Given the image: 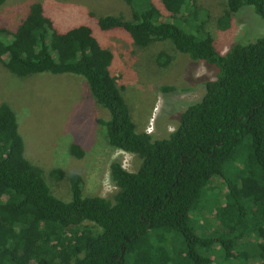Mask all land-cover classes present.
I'll return each mask as SVG.
<instances>
[{
	"label": "trees",
	"instance_id": "obj_1",
	"mask_svg": "<svg viewBox=\"0 0 264 264\" xmlns=\"http://www.w3.org/2000/svg\"><path fill=\"white\" fill-rule=\"evenodd\" d=\"M123 1L133 19L121 12L100 17L102 31L122 30L138 48L170 42L189 60L214 67L216 78L204 81L202 99L179 113L177 129L156 139L137 131L115 54L91 26L60 30L37 2L18 27H0L5 69L20 78L50 73L84 80L110 113L97 121L109 145L142 161L135 173L112 163V199L86 195L82 174L47 172L28 159L15 110L0 104V264H214L200 254L214 246L227 263L264 264V36L222 54L204 21L183 17L199 0H160L165 12L155 0ZM228 6L223 28L246 6L264 19V0H228ZM185 23L194 33L181 28ZM175 60L157 57L165 70ZM177 90L160 87L164 94ZM70 153L85 156L79 143ZM47 180L68 182L70 197L61 198ZM202 212L218 223L208 237Z\"/></svg>",
	"mask_w": 264,
	"mask_h": 264
},
{
	"label": "rangeland",
	"instance_id": "obj_2",
	"mask_svg": "<svg viewBox=\"0 0 264 264\" xmlns=\"http://www.w3.org/2000/svg\"><path fill=\"white\" fill-rule=\"evenodd\" d=\"M37 2L44 5L60 30L89 25L101 44L115 54L114 71L138 132L150 133L156 139L167 137L177 129L179 113L204 96L203 82L216 78L214 67L206 66L203 61L189 60L170 42L138 48L122 30L102 31L97 23L100 17L121 12L133 19L132 8L123 0H6L0 7V27L11 30L18 27L29 7ZM155 3L165 12L160 0ZM228 10V0H199L196 8L187 10L183 17L204 21L205 30L212 35L216 49L222 54L235 44L254 43L264 36V19L254 7L246 6L234 13L226 29L220 25V20ZM192 27L193 24L181 25L187 32L194 33ZM160 53L176 58L168 70L157 63ZM165 84L174 85L178 90L164 94L160 87ZM2 103H8L17 114L28 159L47 172L61 168L69 175L82 174L86 195L114 197L117 190L110 179V168L115 161L121 162L129 172L140 169L142 161L138 156L109 145L97 121L108 120L110 113L96 104L86 83L78 76L43 73L20 78L0 63ZM73 143L82 145L85 151L82 160L71 155ZM219 182L214 185H220ZM47 183L61 198L70 197L68 182ZM224 193L219 200L223 199ZM201 217L200 224L206 228L207 232H204L208 237L216 231L218 223L214 214L202 212ZM179 246V242L175 243L177 249ZM214 247L201 250L200 254L213 260L214 264H233L225 262L222 248Z\"/></svg>",
	"mask_w": 264,
	"mask_h": 264
}]
</instances>
